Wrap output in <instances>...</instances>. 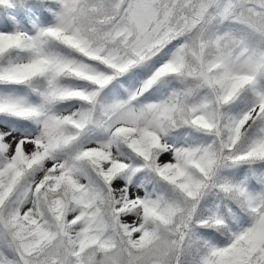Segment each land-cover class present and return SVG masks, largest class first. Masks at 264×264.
Instances as JSON below:
<instances>
[{
    "label": "snow or ice",
    "instance_id": "obj_1",
    "mask_svg": "<svg viewBox=\"0 0 264 264\" xmlns=\"http://www.w3.org/2000/svg\"><path fill=\"white\" fill-rule=\"evenodd\" d=\"M0 264H264V0H0Z\"/></svg>",
    "mask_w": 264,
    "mask_h": 264
}]
</instances>
